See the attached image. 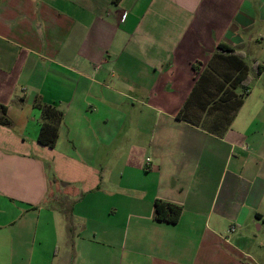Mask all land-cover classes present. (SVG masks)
Instances as JSON below:
<instances>
[{
  "label": "crops",
  "instance_id": "1",
  "mask_svg": "<svg viewBox=\"0 0 264 264\" xmlns=\"http://www.w3.org/2000/svg\"><path fill=\"white\" fill-rule=\"evenodd\" d=\"M219 43L263 44L264 0H0V264L260 263L264 103L222 135L177 118Z\"/></svg>",
  "mask_w": 264,
  "mask_h": 264
},
{
  "label": "trees",
  "instance_id": "2",
  "mask_svg": "<svg viewBox=\"0 0 264 264\" xmlns=\"http://www.w3.org/2000/svg\"><path fill=\"white\" fill-rule=\"evenodd\" d=\"M264 67L257 64V73ZM198 71V70H196ZM249 65L235 50L219 43L206 67L200 72L193 89L177 114V118L200 126L208 132L222 135L243 104L250 88L246 83ZM34 106L40 111V128L37 142L54 147L63 119V111L56 105L46 104L39 99ZM198 110V115L192 113ZM226 112V116L220 111ZM6 107L0 105V124L9 125ZM155 217L172 220L173 205L155 202Z\"/></svg>",
  "mask_w": 264,
  "mask_h": 264
},
{
  "label": "rangeland",
  "instance_id": "3",
  "mask_svg": "<svg viewBox=\"0 0 264 264\" xmlns=\"http://www.w3.org/2000/svg\"><path fill=\"white\" fill-rule=\"evenodd\" d=\"M243 58L249 65V72L246 83L250 88V95L247 100V115L250 116L251 112H255L261 104L264 103V69L257 73L256 66L260 64L264 67V43L263 44H255L251 43L246 45L242 49ZM192 113L198 115V110L193 109ZM220 113H223L226 116V112L221 110ZM233 161V160H232ZM221 163L220 159L215 160L214 167L217 168ZM232 165V163H231ZM261 165V164H260ZM258 225L261 227L258 228ZM70 230L74 229L70 227ZM246 235L249 236L247 239L251 242V245L248 249L251 256L255 260H259V264H264V222L263 220H257L255 218L252 219V222H249L246 230ZM63 250L60 251L62 254ZM67 255L63 254V257ZM62 259L59 258V262ZM257 261V262H259Z\"/></svg>",
  "mask_w": 264,
  "mask_h": 264
},
{
  "label": "built area",
  "instance_id": "4",
  "mask_svg": "<svg viewBox=\"0 0 264 264\" xmlns=\"http://www.w3.org/2000/svg\"><path fill=\"white\" fill-rule=\"evenodd\" d=\"M231 229H233V228H231Z\"/></svg>",
  "mask_w": 264,
  "mask_h": 264
}]
</instances>
